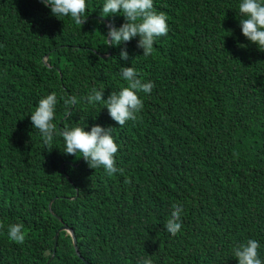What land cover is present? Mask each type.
<instances>
[{"label":"trees","instance_id":"trees-1","mask_svg":"<svg viewBox=\"0 0 264 264\" xmlns=\"http://www.w3.org/2000/svg\"><path fill=\"white\" fill-rule=\"evenodd\" d=\"M100 3L86 0L79 25L40 0H0V264H47L63 225L81 257L62 231L49 264H237L231 248L247 238L264 257V51L240 33L238 0H153L168 31L148 56L135 39L105 45V25L123 17H100ZM131 62L154 84L138 93L135 120L118 126L79 102L92 87L106 98L124 86L118 65ZM50 92L78 98L71 119L58 103V129L114 128L121 172L63 154L58 136L43 146L28 115ZM173 205L182 226L170 237ZM10 223L23 224L22 243L7 238Z\"/></svg>","mask_w":264,"mask_h":264},{"label":"clouds","instance_id":"clouds-1","mask_svg":"<svg viewBox=\"0 0 264 264\" xmlns=\"http://www.w3.org/2000/svg\"><path fill=\"white\" fill-rule=\"evenodd\" d=\"M40 3L49 10L51 16L61 21L63 18H71L81 25L86 17V0H40ZM117 15L123 17V22L118 26L115 23L105 25V45L118 46L135 39L136 47L142 50V55L148 56L156 38L167 34V18L164 13L155 10L153 0H101L100 17ZM236 15L239 17L238 27L243 37L255 44L258 50L264 51V0H238ZM128 58L127 50L121 48L119 59L127 61ZM118 78L124 82V86L112 90L106 98H102L104 88L92 87L79 97V102L91 107L102 105L101 108L107 110L110 119L116 125L123 126L126 121L135 120L143 108L138 93L150 95L154 84L151 80L142 81L132 62L131 66L118 65ZM60 102L65 117L71 119L70 109L78 103V98L74 94L63 92L59 98L56 92L41 96L28 115L32 129L38 133L43 146L47 149L58 136L62 150L58 149L63 154L75 157L79 155L89 168H102L107 175L121 172L115 166L118 145L114 140V128L95 123L88 127L86 123L73 122L58 129L53 118ZM182 210V206L173 205L163 224L164 231L170 237L176 236L181 230ZM6 235L9 240L22 243L25 237L23 224L10 223ZM260 247L258 240L247 238L232 246L229 257L235 258L237 264H264V257L258 253ZM135 264H152V260L148 256H140L136 258Z\"/></svg>","mask_w":264,"mask_h":264},{"label":"water","instance_id":"water-1","mask_svg":"<svg viewBox=\"0 0 264 264\" xmlns=\"http://www.w3.org/2000/svg\"><path fill=\"white\" fill-rule=\"evenodd\" d=\"M106 23H108L107 20H104ZM62 231H66L67 233H69L72 237V240H73V245H74V248H75V251H76V254H78L79 257H81L80 255V252H79V247H78V244H77V240H76V237L74 235V231L72 228L66 226V225H63L62 227L59 228V230L56 232L55 234V245H54V252L52 254V257L51 259L48 261L47 264H49L51 262V260L54 258L55 256V251H56V247H57V243H58V236H59V233L62 232Z\"/></svg>","mask_w":264,"mask_h":264}]
</instances>
